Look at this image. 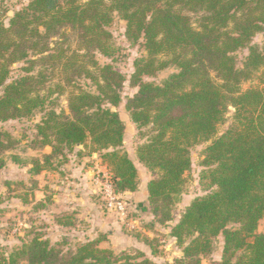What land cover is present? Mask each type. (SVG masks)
Segmentation results:
<instances>
[{
    "label": "trees",
    "instance_id": "obj_1",
    "mask_svg": "<svg viewBox=\"0 0 264 264\" xmlns=\"http://www.w3.org/2000/svg\"><path fill=\"white\" fill-rule=\"evenodd\" d=\"M114 15L126 22V39L146 52L130 78L138 91L125 105L132 123L151 133L137 150L138 160L156 176L147 183L149 205L140 210L160 224L170 222L191 169V147L211 141L204 150L202 179L212 190L194 199L172 227L170 238L183 253L175 264H202L220 236V264H264V232L258 231L264 219V43L251 45L264 35V0H29L9 27L0 23V123L46 110L47 99L39 94L46 76L32 74L35 64L56 63L68 83L73 81L69 71L84 76L95 92H70L69 114L45 113L36 126L37 140L52 153L44 161L33 160L30 172L52 170L54 157L83 146L100 155L117 194L136 192L138 170L122 151L126 127L115 111L126 77L95 60L91 71L79 64L76 52L68 55L63 44L52 42L69 30L79 50L110 55L107 27ZM245 48L249 53L238 67L234 54ZM23 61L31 67L7 84L12 66ZM170 66L178 71L162 84L144 80ZM253 78L258 85L242 90ZM229 107L235 110L234 124L216 137ZM13 144L0 131V171ZM72 216L58 219L69 227ZM106 240L99 234L63 255L38 236L8 256L0 254V264H159L141 252L117 256L100 246Z\"/></svg>",
    "mask_w": 264,
    "mask_h": 264
},
{
    "label": "rangeland",
    "instance_id": "obj_2",
    "mask_svg": "<svg viewBox=\"0 0 264 264\" xmlns=\"http://www.w3.org/2000/svg\"><path fill=\"white\" fill-rule=\"evenodd\" d=\"M88 1L78 0L81 4ZM105 1L110 2L111 0ZM28 4L29 0H0V23L9 27L10 20L14 15ZM194 21H196V17H194ZM195 27H197L196 24ZM107 29L112 35L110 41L112 52L107 56L97 51L86 53L79 50L76 38L69 30H65L66 35L63 38L56 37L52 42L53 44H63L61 47L68 55L76 52L80 56L79 64L91 71H94L91 60H95L100 66H113L126 77L122 89V101L115 111L119 113L126 127L122 151L127 153L136 164L141 190L138 188L134 193L137 194L136 199L141 201L143 200L142 188L144 184L156 176L138 160L137 150L147 142L151 133L150 128L139 129L132 123L125 105L127 100L138 91L137 88L131 87L130 78L134 72L136 60L145 57L146 52L140 44L132 45L126 39V22L118 15H114L113 22ZM263 43L264 35L261 33L252 40L251 45L261 48ZM248 53L249 49L245 48L234 54L238 67H242ZM37 59L38 57H30V60ZM57 66L56 63L50 62L45 65L38 63L33 67V75L36 76L43 72L46 76L45 87L39 92L47 99L46 110L37 112L29 118L0 123V131L14 142L11 149L4 154L6 166L0 171V254L8 256L25 243L40 236L63 255H70L75 253L83 243L93 240L91 236L95 239L99 234L106 236L107 239L100 246L113 250L117 256L136 255L141 252L133 245L128 248L126 246H131L130 244H117V239H114V220H116L120 224L117 228L118 232L134 235L133 237L139 242L137 247L148 250V253L141 252L147 258L159 264H175L182 258L183 253L176 240L170 238L171 229L194 199L204 197L212 190L208 182L202 179V172L206 170L202 165L204 150L211 141L201 142L191 147V169L185 175L183 191L178 203L173 208L170 222L160 224L148 211L138 210L135 199L126 195L128 193L123 195V199L131 206L129 207L131 213L127 220H123L106 208L99 192L100 187L97 181H105L106 178L111 181L112 175L102 164L98 153H92L90 149L79 146L73 151L66 150L64 156L60 154L54 157L51 161L53 163L52 170L44 171L40 175H32L30 172L33 160L44 161V157L52 153L51 147H44L37 140L36 126L42 121L45 113L54 110L57 113L69 114L70 92L78 93L80 90L95 92V87L92 86L89 79L74 75L73 71L68 72L70 78H73V81L68 83ZM29 67L31 64L27 61L13 65L7 84L24 76L26 74L24 69ZM177 71L175 66H170L153 77H145L144 80L162 84ZM258 83L257 78H253L242 85V90L255 87ZM3 91L4 87L0 88V96ZM234 114V108L229 107L223 121L218 126L216 137L222 136L233 126ZM15 157L18 158V162L14 161ZM80 167L91 169L88 182L95 184L93 189H88L86 185L80 187L82 183L77 182L82 178L78 177ZM106 175L107 177H105ZM82 188H84L83 192L80 193L85 194V198H81V200L79 197L83 196L77 197L75 194L68 193L70 190L75 191ZM63 195L72 197V200L67 201L69 198ZM143 202L146 207L149 205L148 198ZM63 214H73V225L67 227L65 219H58ZM78 214L81 217H78ZM258 231L264 232V219L261 220ZM90 234L91 236H89ZM135 234H139V238ZM223 245V236H220L214 242L212 253L202 259V264H220ZM124 247L128 249L124 250Z\"/></svg>",
    "mask_w": 264,
    "mask_h": 264
},
{
    "label": "crops",
    "instance_id": "obj_3",
    "mask_svg": "<svg viewBox=\"0 0 264 264\" xmlns=\"http://www.w3.org/2000/svg\"><path fill=\"white\" fill-rule=\"evenodd\" d=\"M80 172H79V178H81V179H79V181H77L78 183H82L81 184V186L80 187H84V185H86L87 186V188L88 189H90V188H94L93 186L95 185L94 183H91V182H88L89 181V179H88V176L89 175H91V169H85V168H83V167H80V170H79ZM83 189L84 188H82V189H80V190H75V191H73V190H70L69 192H68V190H66V189H63V191H65V192H68V193H70V195H72V194H75V196H77V197H79L80 195L81 196H83V197H79L80 198V200H81V198H85V194H81L82 192H83ZM139 189L141 190V187L139 186ZM147 183L146 184H144V187L142 188V193H143V200H141V201H139V200H137L136 198H137V194L136 193H128V194H126V195H129L130 197H133L134 199H135V203H136V207H137V209L138 210H140V209H142L144 206H145V204H144V200H147V198H148V193H147ZM95 191V190H94ZM93 191V192H94ZM81 192V193H80ZM64 196V195H63ZM128 196V197H129ZM64 197H67V198H69V196H64ZM76 197V198H77ZM66 198V199H67ZM75 199V198H74ZM73 199V200H74ZM72 200V197L71 198H69V199H67V201H71ZM76 201H79L78 199H75ZM74 200V201H75ZM66 201V200H65ZM74 203V202H73ZM129 205V204H128ZM131 205V204H130ZM129 207H131V206H129ZM81 213H84V211H82V210H79ZM129 213H131L130 212V208H129ZM78 217H81V215H79L78 214ZM83 217V216H82ZM82 220V219H81ZM119 222L118 221H116V220H114V229H115V231H114V239H117L116 241H117V244H122V243H125V244H127V245H131V246H126V247H132V245L136 248V249H138L139 251H141V252H143V253H148V250L146 251L145 250V248H139V247H137V245H139V242H138V239H136V238H134L133 236H131L129 233H122V232H118V230H117V228L119 227ZM125 231V230H124ZM97 234V233H96ZM89 236H91V234L89 235ZM92 238L91 239H94V237L93 236H91ZM142 245V244H141ZM126 247H124L123 249L124 250H127L128 248H126Z\"/></svg>",
    "mask_w": 264,
    "mask_h": 264
},
{
    "label": "built area",
    "instance_id": "obj_4",
    "mask_svg": "<svg viewBox=\"0 0 264 264\" xmlns=\"http://www.w3.org/2000/svg\"><path fill=\"white\" fill-rule=\"evenodd\" d=\"M105 177H107V175ZM97 184L100 187L99 192L102 195L106 208L116 213L121 219L127 220L129 217V205L122 196L116 193L110 179L106 178L105 181L98 180Z\"/></svg>",
    "mask_w": 264,
    "mask_h": 264
}]
</instances>
